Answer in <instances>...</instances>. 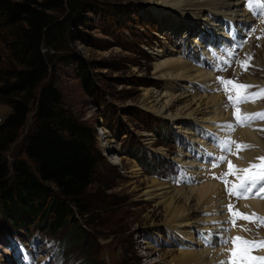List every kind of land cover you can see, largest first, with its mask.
<instances>
[{
	"label": "rangeland",
	"instance_id": "obj_1",
	"mask_svg": "<svg viewBox=\"0 0 264 264\" xmlns=\"http://www.w3.org/2000/svg\"><path fill=\"white\" fill-rule=\"evenodd\" d=\"M90 1L92 6L85 13L86 18L78 20L73 25L72 34L61 42L58 50L52 51L53 67L49 80H53L61 91L66 106L98 130L101 157L96 177L81 198L80 205L74 206L75 218L57 233L49 226L55 222L53 215L48 218L47 225L36 222L28 230L21 229L20 234L11 228L10 222L0 211V264H152L158 260L159 264H169L178 253H172L180 246L176 233L165 226L162 207H156L152 200L145 199L141 193L152 179L173 182L176 187L190 185L192 181L183 185L176 183L175 178L181 182L188 175L173 159L181 150H187L182 149L180 137L183 136L177 133L172 124L146 109L140 100L145 88L161 89L164 85L154 74L152 50L156 42L162 43L169 53L179 51L184 59L196 67L201 65L203 59L200 52L202 48L198 46L196 54L189 53L183 38L185 25L173 33L170 31V19L166 18L167 21L162 23L163 20L144 0ZM116 8L124 10V14L115 13ZM161 33L166 39L159 37ZM252 34L249 37L251 51L242 45L243 52L241 47L227 48L234 59L240 57L241 61L247 62V57L252 56L247 71L234 63L236 69L228 71L227 80L255 86L264 80L262 68L255 61L258 57H264V32L254 30ZM222 47L220 45L216 50ZM5 51V44L0 37V59L8 62ZM222 51L226 54L224 49ZM79 58L85 59L90 66L95 83L93 92L84 89L78 76L76 61ZM230 62L226 56H216L214 64L225 67L231 65ZM214 73L217 89L200 85L197 90L222 95L226 106L228 101L223 96L225 91L219 88L221 85L217 73ZM256 91L257 87L245 90L246 93ZM262 100L255 99L254 103L264 107V98ZM225 108L232 116L230 109L233 107ZM10 111L9 105L0 103V123ZM254 123L264 122L256 120ZM34 126L32 112L18 140L6 152L10 165L25 155L26 138ZM262 139L264 142V136ZM214 141L218 146V156L234 159L237 150L231 151L233 157L219 146V139L214 138L212 143ZM122 157L123 163L120 160ZM135 164L140 168L137 176L129 172V167ZM229 174L233 178V173ZM258 186L259 183L255 191ZM228 200L234 205L233 212L239 211L237 204L242 199L237 201L235 197H230ZM260 201H264V198H260ZM243 220L251 224L246 227L250 229L246 231L248 240H264V237L258 238L260 234L264 236V226L255 219ZM253 224L254 228L251 227ZM261 250L264 248L250 255L264 256ZM16 252L18 263L13 256ZM149 252H153L150 257L147 256Z\"/></svg>",
	"mask_w": 264,
	"mask_h": 264
},
{
	"label": "bare ground",
	"instance_id": "obj_2",
	"mask_svg": "<svg viewBox=\"0 0 264 264\" xmlns=\"http://www.w3.org/2000/svg\"><path fill=\"white\" fill-rule=\"evenodd\" d=\"M144 2L149 4L161 21L163 20L162 23L170 19V31L173 33L184 24L183 38L189 53L196 54L199 46L204 57L201 65L196 67L184 59L179 51L173 50L169 53L160 42H156L153 47L154 74L164 85L161 89L145 88L140 101L142 106L159 118L169 121L177 133L183 136L180 137L182 149L187 151L181 150L173 159L191 175L192 183L176 187L173 182L152 179L151 184L141 195L152 200L156 207H162L165 226L176 233L180 247L172 251L178 253L169 264H220V261L227 264L230 258L233 261L237 259L241 251L240 242L237 241L234 246L231 243L224 244L223 241L236 236L245 238L248 234L241 229L248 227L249 223L243 218L236 219V227L228 223L226 191L224 185L217 181V175L220 171L228 170V165H222L213 158L216 147L212 140L215 136L226 139L230 137L239 143L252 145L249 151L235 153L234 166L249 168L250 164H257L260 161L258 157L264 156L262 139L264 132L258 130L264 123L252 122L250 126L235 129L230 133L223 126L235 123V119L233 121L230 111L225 108L222 95L202 93L197 88L204 85L209 89H217L216 76L211 68L216 47L220 45L230 47L229 44L236 42L247 51L252 50L250 39L248 40V37L251 38L250 28L254 27L264 32V8L256 7L257 3L264 4V0H256L251 9H248L242 0H144ZM161 34L159 37L166 39ZM191 35L194 37L191 38ZM262 43L264 45V40ZM255 61L264 73V57H258ZM261 81L260 84H263L264 80ZM259 108L264 107L259 103H245L241 114ZM231 148L236 152V146L231 145ZM123 158L120 159L122 163ZM212 163L218 166L214 167ZM129 168L130 173L138 175L140 170L138 165ZM251 173L235 172L237 185ZM241 199L242 201L237 204L239 213L250 215L255 212L258 216L264 217V201H260V198L254 195L248 199ZM251 227L254 228L255 224ZM201 235L205 236L209 243L201 240L199 238ZM263 237V234L258 236L259 239ZM228 249H233V252L230 253ZM261 251L264 253V250ZM152 253L149 252L147 256L150 257ZM159 262L154 261L152 264Z\"/></svg>",
	"mask_w": 264,
	"mask_h": 264
},
{
	"label": "trees",
	"instance_id": "obj_3",
	"mask_svg": "<svg viewBox=\"0 0 264 264\" xmlns=\"http://www.w3.org/2000/svg\"><path fill=\"white\" fill-rule=\"evenodd\" d=\"M90 6V0H0V37L8 59H0V103L11 107L0 123V211L20 234L36 222L47 225L52 215L55 233L66 226L98 171V130L66 106L49 80L52 51ZM114 12L124 14L121 8ZM76 69L84 89L93 92L87 61L79 58ZM32 112L35 126L25 155L10 165L6 152Z\"/></svg>",
	"mask_w": 264,
	"mask_h": 264
},
{
	"label": "snow or ice",
	"instance_id": "obj_4",
	"mask_svg": "<svg viewBox=\"0 0 264 264\" xmlns=\"http://www.w3.org/2000/svg\"><path fill=\"white\" fill-rule=\"evenodd\" d=\"M253 6L252 0H249V7L251 8ZM256 7L264 8V4H256ZM257 39H261V37H257ZM252 60V56L247 57V62H240L241 67L243 68L244 71L248 70V67H250V61ZM220 83L224 85V91L228 94V105L225 107L231 106L235 109L234 111V119H235V124L228 123L224 125L223 127H226L228 131L234 132L236 126H250L252 122L256 120H264V111L257 112V113H240L239 105L248 103V102H254L255 99L257 98H264V87L261 86H255V85H250V84H243V83H238L233 80H225L223 78H218ZM231 86V89L228 87ZM252 87H257L259 88L258 91L252 92V93H246L245 90L252 88ZM234 90H239L237 91V95L233 97L231 95V91ZM258 130H264V129H258ZM235 144L236 149H237V154L240 151L247 150L251 147L252 145L249 144H243V143H238L234 140H232L230 137L220 143V147L223 150H227L228 152L232 151L231 145ZM258 160L264 162V157H258ZM220 163H224L227 158L225 156H220L218 158ZM228 163V169L229 173L232 172H242V173H251V169H259V171L251 173L250 175H247L244 180L239 185H234L231 189H227L229 195L236 196L238 199L243 198V199H248L250 198L251 195H254L256 197L264 198V184H261V186L253 193V189L256 187L258 183L264 182V163L260 165L256 164H250L249 168H237L232 164L231 161H227ZM214 167L218 165H213ZM229 173H225L224 175H228ZM227 185V182H225ZM227 209L230 213V218L228 223H230L233 227H236V219L237 218H243L246 220H253L255 219L256 222H258L259 225L264 226V217L258 216L255 212L249 214H244V213H239L233 212L234 205L229 203L227 206ZM242 231H250V229L247 228H242ZM237 241L240 242V254L239 257L233 261L231 258L227 262V264H264V256H251L250 253L253 249H260L264 248V240H248L242 236H236V237H229L228 239H225L223 241L224 244H233L234 246L236 245ZM230 253L233 252V249H228ZM220 264H226L225 261H220Z\"/></svg>",
	"mask_w": 264,
	"mask_h": 264
}]
</instances>
